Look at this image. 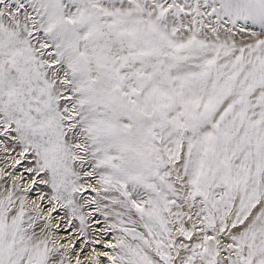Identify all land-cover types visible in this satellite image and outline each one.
<instances>
[{
	"label": "snow or ice",
	"instance_id": "1",
	"mask_svg": "<svg viewBox=\"0 0 264 264\" xmlns=\"http://www.w3.org/2000/svg\"><path fill=\"white\" fill-rule=\"evenodd\" d=\"M0 264H264V0H0Z\"/></svg>",
	"mask_w": 264,
	"mask_h": 264
}]
</instances>
